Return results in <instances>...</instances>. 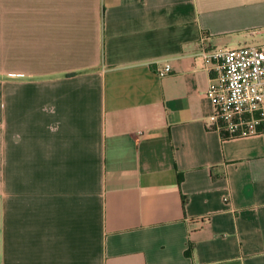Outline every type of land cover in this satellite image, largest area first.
<instances>
[{
  "label": "crops",
  "instance_id": "0c3cea01",
  "mask_svg": "<svg viewBox=\"0 0 264 264\" xmlns=\"http://www.w3.org/2000/svg\"><path fill=\"white\" fill-rule=\"evenodd\" d=\"M261 44L264 0H0V264H264L200 55Z\"/></svg>",
  "mask_w": 264,
  "mask_h": 264
},
{
  "label": "built area",
  "instance_id": "2783aa9c",
  "mask_svg": "<svg viewBox=\"0 0 264 264\" xmlns=\"http://www.w3.org/2000/svg\"><path fill=\"white\" fill-rule=\"evenodd\" d=\"M200 55L215 71L205 92L211 103L210 126L223 139L264 135V44ZM158 71L168 73L171 67L165 64Z\"/></svg>",
  "mask_w": 264,
  "mask_h": 264
},
{
  "label": "trees",
  "instance_id": "16d2710c",
  "mask_svg": "<svg viewBox=\"0 0 264 264\" xmlns=\"http://www.w3.org/2000/svg\"><path fill=\"white\" fill-rule=\"evenodd\" d=\"M183 203H185V199L183 200ZM190 253V249L186 250L185 254L188 255Z\"/></svg>",
  "mask_w": 264,
  "mask_h": 264
}]
</instances>
